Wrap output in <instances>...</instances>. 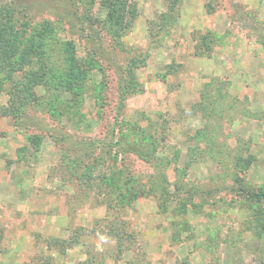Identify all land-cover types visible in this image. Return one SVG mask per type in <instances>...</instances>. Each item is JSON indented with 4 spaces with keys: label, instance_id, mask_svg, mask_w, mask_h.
<instances>
[{
    "label": "rangeland",
    "instance_id": "1",
    "mask_svg": "<svg viewBox=\"0 0 264 264\" xmlns=\"http://www.w3.org/2000/svg\"><path fill=\"white\" fill-rule=\"evenodd\" d=\"M2 5L56 75L0 74V264H264V0Z\"/></svg>",
    "mask_w": 264,
    "mask_h": 264
},
{
    "label": "trees",
    "instance_id": "2",
    "mask_svg": "<svg viewBox=\"0 0 264 264\" xmlns=\"http://www.w3.org/2000/svg\"><path fill=\"white\" fill-rule=\"evenodd\" d=\"M101 1L108 10L107 20L116 32L127 28L128 25L130 26V21H134L136 17L134 13H132V19L129 22L126 18L128 0ZM90 20H93V18ZM12 22L13 17L10 6H0V74L6 73L3 79L11 81L13 84L9 91L11 108L21 111L24 106L43 100L44 96L38 95L36 88L43 87L45 91H49V86L53 81L52 78L56 73L51 70L49 60L47 61L50 57L46 56L47 59L42 58L45 53L41 54L40 49L44 44L39 39L25 44L26 48L18 55L20 42L16 39ZM65 59L70 67L69 69H71L70 56H66ZM65 83L67 85L69 82L66 81ZM140 155H143L141 151ZM250 196L259 202H264V192H253L250 193Z\"/></svg>",
    "mask_w": 264,
    "mask_h": 264
}]
</instances>
